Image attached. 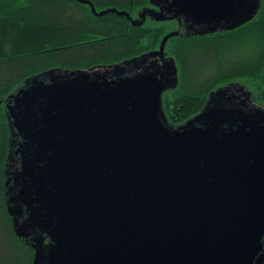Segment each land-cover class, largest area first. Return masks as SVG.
Returning <instances> with one entry per match:
<instances>
[{
	"label": "water",
	"instance_id": "1",
	"mask_svg": "<svg viewBox=\"0 0 264 264\" xmlns=\"http://www.w3.org/2000/svg\"><path fill=\"white\" fill-rule=\"evenodd\" d=\"M246 1L170 0L168 12L214 31L251 19ZM109 12L128 17L96 15ZM173 35L160 43L161 60ZM165 90L143 72L38 83L14 100L12 125L27 139L17 177L36 184L43 218L55 219L43 248L38 204L28 187L9 188L16 231L39 239L34 264H264V119L223 106L219 92L212 106L170 126Z\"/></svg>",
	"mask_w": 264,
	"mask_h": 264
},
{
	"label": "trees",
	"instance_id": "2",
	"mask_svg": "<svg viewBox=\"0 0 264 264\" xmlns=\"http://www.w3.org/2000/svg\"><path fill=\"white\" fill-rule=\"evenodd\" d=\"M92 4L95 13L92 12ZM157 0H0V264H34L33 234L16 231L10 214V158L14 127L9 105L28 79L52 69L93 70L156 56L173 64L176 82L161 95L170 126H180L238 84L264 106V0L251 19L234 28L183 35L180 21ZM162 6V5H161ZM164 7V6H163ZM115 9L116 13L97 16ZM146 16L142 19L143 13ZM153 13H164L165 19ZM171 64V65H170ZM234 83L233 85H231Z\"/></svg>",
	"mask_w": 264,
	"mask_h": 264
},
{
	"label": "rangeland",
	"instance_id": "3",
	"mask_svg": "<svg viewBox=\"0 0 264 264\" xmlns=\"http://www.w3.org/2000/svg\"><path fill=\"white\" fill-rule=\"evenodd\" d=\"M249 3L246 6L245 12L247 17H252V15L255 13V10L258 9L259 5L261 4L262 0H247ZM246 1V2H247ZM233 22H229V24L222 25H214V31H218L220 28L231 27ZM245 23V22H244ZM243 24V23H241ZM241 24H238L240 26ZM210 25L208 26H198L194 24L189 16H184L183 21H180V32L183 35L189 36L194 35L196 33H205L209 32L211 30ZM213 31V30H211ZM159 50V48L157 49ZM147 54L142 59H130L125 62H121L119 64H116L114 66L107 65L102 67H97L93 70H63V69H52L45 73H42L40 75L34 76L27 81L23 83V85L18 88L14 92V96L12 98L16 100L18 97H21V94L23 91H26L28 88L33 87L35 84L43 83L45 85H56L60 83L65 82H71L76 79H81L84 77H89L90 79L96 77H99L100 81L102 78L105 77L106 80H116L117 78H123V77H133L138 74H143V72H154L156 74V77L161 78L165 84L166 89L172 88L175 85L176 82V72L175 69L171 66H168V63L160 64V59L156 56H148ZM163 66V67H162ZM232 83L231 85H233ZM235 87L233 89H227L224 91H221V97L222 100L220 103L228 108H235L244 114L247 115H253L255 117H262L264 119V106L254 104L250 100V96L248 93L245 92V89L241 87L238 84H234ZM14 102H7L9 107H12L14 105ZM212 106V105H209ZM17 131L14 128V134H16ZM16 152L18 154V147L14 148L13 153ZM12 153V158H17L20 163V155L14 156ZM11 163V160H10ZM12 164V163H11ZM16 167L20 168V165L17 164ZM12 168V167H11ZM18 169V168H17ZM13 169L10 171V173H14L15 171H20ZM15 172V173H16ZM14 173V174H15ZM11 181H13V177L11 174ZM12 185V182H11ZM13 186V185H12ZM22 220V219H21ZM38 236L36 235L35 231L33 232V240L38 241L39 239H36ZM43 248H45V240L42 241Z\"/></svg>",
	"mask_w": 264,
	"mask_h": 264
},
{
	"label": "flooded vegetation",
	"instance_id": "4",
	"mask_svg": "<svg viewBox=\"0 0 264 264\" xmlns=\"http://www.w3.org/2000/svg\"><path fill=\"white\" fill-rule=\"evenodd\" d=\"M169 2H170V0H168V2H160L161 4H159L160 5V7H158L159 9H161L163 12H165L166 14H168V16H171V15H173V12H168V4H169ZM162 5V6H161ZM164 6V7H163ZM164 14V13H163ZM165 15V14H164ZM167 17V16H166ZM177 18H181V19H183L184 18V16H180V17H177ZM160 61V64H163L164 62V59L163 60H159ZM39 104H43V101L42 100H40L39 101ZM35 111V110H34ZM33 114H34V116H36V113L35 112H33ZM34 121L32 120V121H29V125H28V128L29 129H32V127H34ZM16 137L14 136V139H13V142L11 143L12 144V151L11 152H13V150H14V148H15V146H16V148L18 147L19 148V146H21V145H26L27 144V139H26V137L25 136H20V135H18L17 133H16ZM32 139V138H31ZM31 145V147L29 148V156H31L32 154V151L33 150H35V148H36V143H35V140L32 142V144H30ZM13 155L14 156H19L20 155V151L18 152V154L16 153V152H14L13 153ZM20 158H21V155L19 156ZM30 159H33V157L31 156L30 157ZM10 160H11V163H12V165H11V171L13 170V169H19L20 170V168L19 167H16L17 166V164L18 165H20V167H21V159H20V163H19V160L17 159V158H12V156H11V158H10ZM32 165H33V167H34V169H35V172H37L38 173V169H37V167L35 166V164L34 163H32ZM17 169V170H18ZM16 172V171H15ZM14 172V173H15ZM19 171H17L15 174L14 173H10L9 172V177L8 178H10V180H11V174H12V177H13V181H11L12 182V185L15 187V189H16V192H18L17 190L20 188V186H23L24 185V187H28V191H29V195L31 196V198H30V200H32L33 202H34V204H33V206H35L36 207V204H38V207L40 208V211L38 212L39 214H40V216H41V218L39 217V219L40 220H36L35 221V223H37V225H38V227H40L41 229H45L46 231V234H44L42 237L45 239V245H47L48 243H49V241H50V237H49V235L51 236V230L54 228V225H55V219H54V217L52 218V219H50V220H45L44 218H43V215H44V204H42L41 202H40V200H39V198H37V197H35L34 195H32V193L35 191V189H36V184H31L30 182H28V180L26 179V181H27V183H24L23 181H22V179L21 178H18L17 177V173H18ZM36 175V174H35ZM36 203V204H35ZM22 204H24V203H22ZM24 208V210H23V213H24V217H23V219L24 220H26V221H28L29 220V212H27V209H26V206H24L23 207ZM22 208V209H23ZM28 223H29V221H28ZM48 235V236H47ZM52 237V236H51Z\"/></svg>",
	"mask_w": 264,
	"mask_h": 264
}]
</instances>
